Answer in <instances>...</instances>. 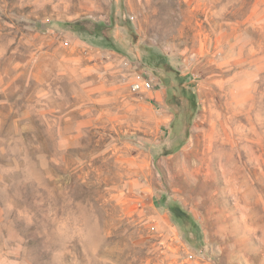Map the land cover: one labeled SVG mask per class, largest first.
<instances>
[{"label": "rangeland", "instance_id": "rangeland-1", "mask_svg": "<svg viewBox=\"0 0 264 264\" xmlns=\"http://www.w3.org/2000/svg\"><path fill=\"white\" fill-rule=\"evenodd\" d=\"M0 264H264V0H0Z\"/></svg>", "mask_w": 264, "mask_h": 264}, {"label": "built area", "instance_id": "built-area-1", "mask_svg": "<svg viewBox=\"0 0 264 264\" xmlns=\"http://www.w3.org/2000/svg\"><path fill=\"white\" fill-rule=\"evenodd\" d=\"M152 88L150 83H137L133 85V91L138 93V92H143V91H148Z\"/></svg>", "mask_w": 264, "mask_h": 264}, {"label": "bare ground", "instance_id": "bare-ground-1", "mask_svg": "<svg viewBox=\"0 0 264 264\" xmlns=\"http://www.w3.org/2000/svg\"><path fill=\"white\" fill-rule=\"evenodd\" d=\"M234 46V45H233ZM200 176V175H199Z\"/></svg>", "mask_w": 264, "mask_h": 264}]
</instances>
